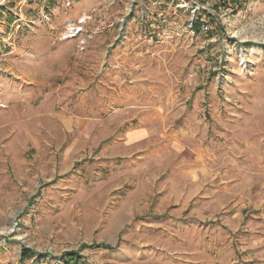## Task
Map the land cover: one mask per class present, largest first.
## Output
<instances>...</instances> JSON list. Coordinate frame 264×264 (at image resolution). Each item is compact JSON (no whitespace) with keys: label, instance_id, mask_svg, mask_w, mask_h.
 <instances>
[{"label":"rangeland","instance_id":"rangeland-1","mask_svg":"<svg viewBox=\"0 0 264 264\" xmlns=\"http://www.w3.org/2000/svg\"><path fill=\"white\" fill-rule=\"evenodd\" d=\"M0 264H264V0H0Z\"/></svg>","mask_w":264,"mask_h":264},{"label":"crops","instance_id":"crops-1","mask_svg":"<svg viewBox=\"0 0 264 264\" xmlns=\"http://www.w3.org/2000/svg\"><path fill=\"white\" fill-rule=\"evenodd\" d=\"M143 134L144 132L141 130L132 131L128 133L126 140L127 142H129V144L134 146V144H137L139 142V138L143 136ZM131 145H128V146H131Z\"/></svg>","mask_w":264,"mask_h":264},{"label":"trees","instance_id":"trees-1","mask_svg":"<svg viewBox=\"0 0 264 264\" xmlns=\"http://www.w3.org/2000/svg\"><path fill=\"white\" fill-rule=\"evenodd\" d=\"M229 1H232V2L236 3L239 0H229ZM192 25H193L194 29L198 30V28H199V22L198 21H193ZM103 247H108V246H104L103 245ZM69 258H75V253H71L70 255H68L66 257V259H64V261L65 262H69Z\"/></svg>","mask_w":264,"mask_h":264},{"label":"built area","instance_id":"built-area-1","mask_svg":"<svg viewBox=\"0 0 264 264\" xmlns=\"http://www.w3.org/2000/svg\"><path fill=\"white\" fill-rule=\"evenodd\" d=\"M190 28H193V25H192V22H190ZM201 28L203 29V30H205L207 27H206V25H204L203 23L201 24Z\"/></svg>","mask_w":264,"mask_h":264}]
</instances>
